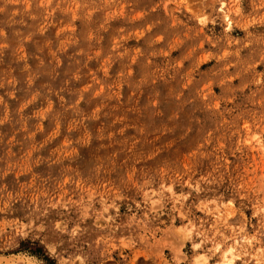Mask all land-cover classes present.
<instances>
[{
    "label": "rangeland",
    "instance_id": "rangeland-1",
    "mask_svg": "<svg viewBox=\"0 0 264 264\" xmlns=\"http://www.w3.org/2000/svg\"><path fill=\"white\" fill-rule=\"evenodd\" d=\"M0 264H264V0H0Z\"/></svg>",
    "mask_w": 264,
    "mask_h": 264
}]
</instances>
